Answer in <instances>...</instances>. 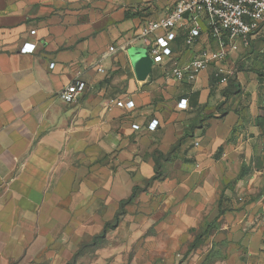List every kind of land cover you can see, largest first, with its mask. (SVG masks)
Listing matches in <instances>:
<instances>
[{"label": "crops", "instance_id": "obj_1", "mask_svg": "<svg viewBox=\"0 0 264 264\" xmlns=\"http://www.w3.org/2000/svg\"><path fill=\"white\" fill-rule=\"evenodd\" d=\"M176 3L0 0V264H67L117 216L130 244L171 245L139 246L130 264H172L201 232L222 264H264V58L241 41L177 80L175 62L216 47L206 14H187L139 78L130 50H148L142 26ZM78 80L87 87L67 103Z\"/></svg>", "mask_w": 264, "mask_h": 264}, {"label": "built area", "instance_id": "obj_2", "mask_svg": "<svg viewBox=\"0 0 264 264\" xmlns=\"http://www.w3.org/2000/svg\"><path fill=\"white\" fill-rule=\"evenodd\" d=\"M176 6L164 17L146 22L141 28V37L148 45V52L152 59L159 61L164 55V50L176 37L175 29L189 14L196 19L198 14L205 13L208 19V37L215 43L216 47L201 48L196 57L187 63L178 61L172 67L173 76L180 81H194L201 70L209 66L212 61H223L239 47V42L248 43L252 35L264 27V0H176ZM162 30L163 32H159ZM202 29L197 23L188 29L185 44L194 47L200 41ZM35 34V30L31 31ZM154 35V41L151 40ZM36 44L26 43L23 51L33 52ZM114 46L109 48L112 52ZM54 65V64H52ZM101 71H105L101 69ZM221 69L214 73L219 76ZM86 83L78 80L68 86L61 94L64 101L72 103L76 101L78 94L86 89ZM187 100L182 99L179 103L185 107ZM128 106H134L129 101ZM156 120L149 124L150 129L157 126ZM138 128V125H134ZM198 144V143H197Z\"/></svg>", "mask_w": 264, "mask_h": 264}, {"label": "rangeland", "instance_id": "obj_3", "mask_svg": "<svg viewBox=\"0 0 264 264\" xmlns=\"http://www.w3.org/2000/svg\"><path fill=\"white\" fill-rule=\"evenodd\" d=\"M251 38L253 39H250L252 41L251 43L249 42L250 45L246 51L244 50L245 53L250 54L251 57L254 58H264V27L256 32ZM119 221L117 226L119 225ZM216 231H218V229H206L204 230V233L209 234L212 232V234H214ZM148 233L152 235L156 234L154 228L148 229ZM202 235L203 233L201 232L199 241L197 240L195 243L176 245L175 247H179V250L183 252V255L178 257V259L172 264H222L224 260L221 257L225 256L222 252V245L204 243V240L201 238ZM127 236V229H125L124 232V229L121 226L117 228L115 227V229L109 228L105 233L101 234V236L79 245L75 255L67 262V264H130L131 257L135 251L137 253V248L139 246L147 248V255H150L149 253L156 248L171 247L170 244L159 243H148V245H146L137 242L135 244H130ZM125 244L129 246L126 250H124ZM121 252L123 253L122 256H120ZM216 252H218V254H216ZM206 253L208 254L206 255ZM153 262L154 264L162 263L161 260H153Z\"/></svg>", "mask_w": 264, "mask_h": 264}, {"label": "water", "instance_id": "obj_4", "mask_svg": "<svg viewBox=\"0 0 264 264\" xmlns=\"http://www.w3.org/2000/svg\"><path fill=\"white\" fill-rule=\"evenodd\" d=\"M130 57L138 77L143 78L152 65V58L148 50L141 47L132 48Z\"/></svg>", "mask_w": 264, "mask_h": 264}, {"label": "trees", "instance_id": "obj_5", "mask_svg": "<svg viewBox=\"0 0 264 264\" xmlns=\"http://www.w3.org/2000/svg\"><path fill=\"white\" fill-rule=\"evenodd\" d=\"M215 79H216V78H215ZM134 197H135V192H133V194L131 195V197H130L126 202H130V201H132V200L134 199ZM119 219H120V218L117 216L116 219H115V221H114L113 223H109V224H107V227L105 228V230H104L103 233H105L106 230L109 229V228H115V227L117 226V224H118ZM103 233H102V234H103ZM100 236H101V235H100Z\"/></svg>", "mask_w": 264, "mask_h": 264}]
</instances>
